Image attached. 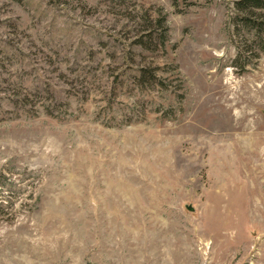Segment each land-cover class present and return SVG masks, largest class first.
I'll return each mask as SVG.
<instances>
[{
	"label": "rangeland",
	"instance_id": "obj_1",
	"mask_svg": "<svg viewBox=\"0 0 264 264\" xmlns=\"http://www.w3.org/2000/svg\"><path fill=\"white\" fill-rule=\"evenodd\" d=\"M236 2L0 0V264H264V8Z\"/></svg>",
	"mask_w": 264,
	"mask_h": 264
},
{
	"label": "trees",
	"instance_id": "obj_2",
	"mask_svg": "<svg viewBox=\"0 0 264 264\" xmlns=\"http://www.w3.org/2000/svg\"><path fill=\"white\" fill-rule=\"evenodd\" d=\"M15 1L19 2L21 0H15ZM235 5H236V8L238 11H242V12L249 11V12H251V10L263 9L264 8V0H237ZM260 27H259V29H260ZM142 75H144V73ZM150 75H152V74H150Z\"/></svg>",
	"mask_w": 264,
	"mask_h": 264
}]
</instances>
